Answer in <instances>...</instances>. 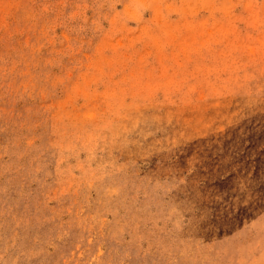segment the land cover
Masks as SVG:
<instances>
[{"label": "rangeland", "instance_id": "374dc122", "mask_svg": "<svg viewBox=\"0 0 264 264\" xmlns=\"http://www.w3.org/2000/svg\"><path fill=\"white\" fill-rule=\"evenodd\" d=\"M0 264H264V0H0Z\"/></svg>", "mask_w": 264, "mask_h": 264}]
</instances>
